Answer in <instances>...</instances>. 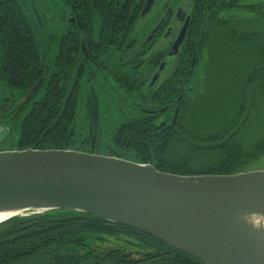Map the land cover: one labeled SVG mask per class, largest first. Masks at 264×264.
Returning <instances> with one entry per match:
<instances>
[{"label":"trees","instance_id":"obj_1","mask_svg":"<svg viewBox=\"0 0 264 264\" xmlns=\"http://www.w3.org/2000/svg\"><path fill=\"white\" fill-rule=\"evenodd\" d=\"M77 2L76 8L84 10V0ZM222 2H192L190 36L174 69L176 73L189 72L190 59L194 57L199 65L205 49L217 70L213 72L218 75L212 80L214 85L208 88L205 84L200 94L187 91L173 125H157L139 112L138 116L113 127L104 139L97 121L95 127L87 121L77 130L79 96L76 91L69 94L72 72L69 73L68 67L71 55H77L80 50L79 42L70 50L66 44L59 47L58 60H54V66L61 67L59 75L54 71L50 74L21 5L15 0H0V84L10 92H19L21 98L29 91L36 95L44 86L41 98L33 101L22 119L17 141L8 144L7 137L0 144V152L75 150L126 160L128 155H134L138 163L182 176L247 172V166L264 154V132L249 150L237 141L242 129L250 126L253 114L256 111L264 114V29L257 26L264 21V0H250L248 5L241 6L222 5ZM236 7L248 9V19L256 25L254 29L246 31L236 26V19L243 20L236 17ZM223 8H227L226 14H218ZM86 9L84 21L91 24L92 21L87 20L91 18V0ZM96 11L101 26L96 44L93 36H89L91 49L100 56H126L131 49L130 34L139 6L133 0H95L93 12ZM200 21L204 25L203 44L211 39L210 47L195 44ZM213 38L219 41L216 45ZM197 70L195 67L193 73ZM74 88L78 90L77 86ZM174 88L155 100L172 101L177 93ZM126 94L145 103L151 99L129 87ZM210 97L212 107H217L218 112L209 109ZM3 102L0 113L5 112ZM199 103L204 106L202 116L209 109L207 130L192 122L197 119L198 108H202ZM23 109L22 102L6 124ZM2 116L0 114V118ZM175 145L183 151L177 154L179 150ZM0 264L203 263L150 236L93 215L51 210L14 216L0 223Z\"/></svg>","mask_w":264,"mask_h":264},{"label":"water","instance_id":"obj_2","mask_svg":"<svg viewBox=\"0 0 264 264\" xmlns=\"http://www.w3.org/2000/svg\"><path fill=\"white\" fill-rule=\"evenodd\" d=\"M8 133L0 128V144ZM51 210L93 215L203 264H264V171L182 176L75 150L1 151L0 223Z\"/></svg>","mask_w":264,"mask_h":264},{"label":"flooded vegetation","instance_id":"obj_3","mask_svg":"<svg viewBox=\"0 0 264 264\" xmlns=\"http://www.w3.org/2000/svg\"><path fill=\"white\" fill-rule=\"evenodd\" d=\"M60 1L61 8L57 9L56 13L58 46L55 60H58L61 45L66 44L65 47L70 50V47L76 46L79 42L80 50L77 55H71V64L68 68L70 69L69 73L72 72L69 94L76 91L79 96L78 111L80 115H78V122L80 124L85 125L88 121L95 127L96 121L97 125L103 123L98 112L97 95L99 94L111 96L114 111L117 114L115 121L118 124L138 116L141 112L160 126L175 123L184 102L183 96L187 91H197L196 93L200 94L201 87L206 84V73L202 72L201 63L197 65L195 58L192 57L189 72L176 73L174 71L179 53L190 36L189 27L193 22L192 2L194 0H153L150 10L143 17H140V14L146 0H133L136 6H139V11L130 34L131 49L126 56L117 57H107L105 54L96 55L91 49L89 36H93L94 44H96L95 40L98 41L96 35L101 26L98 12H93L95 0H91V18H87L88 21H92L91 24L84 21V16L88 13L86 8L89 0H84V10L76 8V4H78L76 0ZM249 1L223 0L221 4L233 3L241 6L248 5ZM226 11L227 8H223L217 12L222 14ZM185 24L187 27L177 54L171 55V46L177 40ZM203 29L204 25L200 21L196 32V45L205 46L210 41L206 40L203 44ZM147 39H149L148 42ZM195 67L199 71L193 73ZM60 68V65L54 66L56 75H59ZM75 86L78 87V90H75ZM172 86L177 92L172 101L170 99L165 100V102L159 101V99L155 100L160 94L169 93ZM128 87L140 94L148 95L151 99L145 103L143 100L131 99L128 94L125 96L124 93ZM22 98H14L12 92L11 97L4 98L5 112L0 118L4 124L1 128H8L11 124L13 120L9 124H6V121L11 118L13 110L16 109L15 106L21 104ZM175 111L177 114L173 121ZM85 113L88 114V117L85 116ZM8 131L10 133L11 127L10 130L8 128Z\"/></svg>","mask_w":264,"mask_h":264},{"label":"rangeland","instance_id":"obj_4","mask_svg":"<svg viewBox=\"0 0 264 264\" xmlns=\"http://www.w3.org/2000/svg\"><path fill=\"white\" fill-rule=\"evenodd\" d=\"M17 1L20 5L21 8L24 10L25 15L29 21V24L31 26V29L33 31V36L35 38V41L38 45V50L41 54V57L44 61V64L46 68L48 69V72L51 74L54 71V60L55 56L57 53V46H58V35H57V9L61 8V1L60 0H15ZM249 3V2H248ZM237 9L235 10V15L238 18H243L242 21H235L236 26H238L239 29L243 30H252L256 26L253 21L249 20V11L248 9H242L239 7H236ZM226 14V13H224ZM246 20V21H245ZM262 23V24H261ZM261 23H258L257 26L260 27V29H264V21ZM261 24V25H260ZM211 40V39H209ZM212 42V40H211ZM211 42L209 41L204 48L210 47ZM219 42L216 38H213V45L217 44ZM203 60L201 65V70L202 72L206 73V84L208 85V88L212 85H214L213 81L215 77L217 78V74L213 73L216 72L217 70L211 65L210 60L208 57V52L203 49ZM212 61V60H211ZM199 71V69H198ZM224 74V73H221ZM204 87V85L202 86ZM201 90H204V88ZM44 86L40 89V91L36 95H28L26 93L23 98L21 99L20 103L23 102V107L24 109L15 117V119L11 122V131L9 133V136L7 138V143L12 144L15 143L18 139L19 135V129L20 125L22 122V119L24 115L29 111V109L32 106L33 101H38L43 93ZM207 92V91H206ZM201 93V92H200ZM204 93V92H203ZM12 95H14V98L18 99L20 97L19 92H12ZM22 96V95H21ZM5 97H11V92L5 89L1 84H0V104L4 100ZM194 97L192 100L196 99ZM204 99H202L203 102ZM97 102H98V112L99 116L101 117L103 123H100V128L103 133L104 139L106 136H108L109 131L118 125V122L115 121L117 118V114L114 111V106L111 101V96L107 94H99L97 95ZM210 107L209 109L213 108L217 112V107L213 106V101L210 97ZM200 105V103H199ZM202 105V104H201ZM200 105V106H201ZM205 106L208 104H204ZM16 108L18 106H15ZM203 105L202 108H198V115L196 116L197 119H193L192 122L196 123L199 125V127L205 128L207 130V126L209 127L210 125V118L208 116L209 109L205 112V116L203 115ZM225 108V107H224ZM227 109L225 108V111ZM123 111H125L123 109ZM3 114V113H0ZM80 115V114H79ZM251 119L249 121L250 126L245 127L241 131V137L239 136L237 141L244 145L245 148L248 150L253 148L255 141L261 136V134L264 132V114L258 113L256 111ZM191 122V120L189 121ZM3 121L0 120V128L3 126ZM78 128L77 130H80V126L82 127L83 125L80 124V122L77 123ZM176 149L179 151H176L178 154L179 152H182L183 149H181L178 146H174ZM187 154L191 155L186 151ZM127 160L131 161H136V157L134 155H128ZM247 172L248 171H264V154L255 162H252L247 166Z\"/></svg>","mask_w":264,"mask_h":264},{"label":"bare ground","instance_id":"obj_5","mask_svg":"<svg viewBox=\"0 0 264 264\" xmlns=\"http://www.w3.org/2000/svg\"><path fill=\"white\" fill-rule=\"evenodd\" d=\"M2 219H4V216H3V215H0V221H1Z\"/></svg>","mask_w":264,"mask_h":264}]
</instances>
